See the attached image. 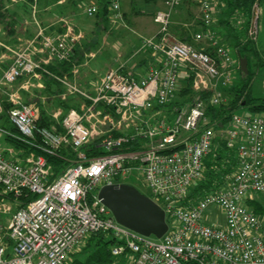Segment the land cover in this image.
<instances>
[{
	"label": "built area",
	"instance_id": "1",
	"mask_svg": "<svg viewBox=\"0 0 264 264\" xmlns=\"http://www.w3.org/2000/svg\"><path fill=\"white\" fill-rule=\"evenodd\" d=\"M182 2L163 0L164 8L153 14L157 31L139 36L141 48L152 53L142 74L120 65L107 70L89 89L77 82L78 65L69 75L46 68L69 60L82 38L70 23L55 33H46L38 24L23 47L8 48L13 56L0 75V95L10 105L9 121L24 142L48 154L70 149L71 155L66 159L69 165L50 179L51 165L44 155H24L12 145L0 147V193L16 198L27 190L36 195L18 208L0 198V213L9 215L7 226L0 225V264H63L85 237L97 231L122 241L111 252L129 251L123 264H264V213L248 205L260 200L264 206V113L229 114L231 125L224 126L221 138L236 150L237 167L217 188L198 198L191 195L203 176L204 158L220 121L207 114L199 93L210 91L213 105L225 102L221 88L231 82L238 65L208 28L215 7L209 0H196V20L183 25L198 21L201 28L191 38L207 43L212 54L171 34L173 12ZM108 9L110 22L122 20L119 0H109ZM97 11L94 4L85 9L88 16ZM181 72L192 74V89L198 94L184 106L169 107ZM43 74L58 81L61 91L56 96L61 100L77 99L66 112L57 107L51 113L62 132L37 129L35 110L14 88L24 78L19 88L29 90L32 80ZM5 136L14 134L0 126V137ZM93 149L99 153L93 154ZM134 172L142 173L150 197L165 212L168 228L159 238L117 223L98 198L101 186L128 183L124 179ZM211 205L222 210V226L208 219L205 212Z\"/></svg>",
	"mask_w": 264,
	"mask_h": 264
},
{
	"label": "trees",
	"instance_id": "2",
	"mask_svg": "<svg viewBox=\"0 0 264 264\" xmlns=\"http://www.w3.org/2000/svg\"><path fill=\"white\" fill-rule=\"evenodd\" d=\"M33 1L34 0H23L22 2H20L19 6H22L24 14L30 16V9L31 5L33 4ZM58 1L59 0H37V3L38 7L40 8L45 7L47 5L50 6L52 4L56 5ZM64 1H66V5L70 3L74 4L75 2V0ZM108 1L109 0H105L102 5L98 6V11L94 16L96 18L97 23H103V28H106L108 23L110 22V11L108 9ZM131 1L134 2V0ZM184 1L186 0H183V2ZM261 1L262 0H216L215 4V8H217L220 13L219 15L222 16V14H226L228 16V18L221 20L219 23L222 26L224 25V27H228L229 33L234 32V34L229 35L228 38H230L231 41L234 39V46L236 47L237 53L247 58V67L249 59L251 61L253 60L252 64H254L255 67L256 65L261 66L264 64L263 60V62H260V56L258 60V54L256 52L257 49L252 46L251 39H249L250 37L248 36V32L250 30L249 27L251 25L253 17L252 12H254V7L256 5H259ZM182 6L183 5H181L180 8ZM10 12L11 10L6 8L5 2H3V0H0V23H6L5 18L8 14H10ZM15 13L12 12V14L10 15L13 16ZM15 21L16 20L14 19L9 23L7 22L5 28H7L9 31L14 32ZM233 22H236L237 25L234 26ZM197 25H200L198 21L193 24L190 31L182 25L176 26L175 30L174 27H172L174 33L177 35L179 40L192 43L198 48L204 47L206 51L212 54V47H208L202 42L196 43L192 40L191 34L201 28L200 26V28L197 29ZM62 31L63 27L60 25L58 32ZM87 41H84L83 48L85 50H90L91 44H89V42ZM92 47L95 46L92 44ZM81 51L82 49L80 45L76 44L74 47V52L69 60L51 63L49 65H46V68L50 70V72L53 74L69 75L72 67L81 63ZM255 57L257 58V60L254 61ZM234 63L235 65L238 64V60L236 59ZM237 73L240 77V81L236 85H232L229 89L225 90V92L227 91V95L223 91L224 96L226 97V101L222 102L220 105L216 106L211 104L210 91H202L199 93L200 97L204 100L206 104L207 114L211 118L219 119L221 123L227 122L230 119L229 114L237 110L241 111L242 109H245L250 114L264 113V96H256L253 94L252 91L253 76H255L256 73L253 72L252 75H250L248 70L245 74L240 70L239 66L237 68ZM22 79L24 78H19L18 81ZM42 81L44 87L35 94L38 98H31V95L28 92H22L23 100L25 103L29 104L36 112L35 126L37 129L55 128L56 131L62 132L63 129L60 125L59 120H55L51 116V113L57 107H61L63 111L66 112L68 108L75 103L74 98L70 97L66 100H61L59 97H57L56 95L61 91V86L58 81L52 76L43 74ZM197 94L198 92L192 89V74H189L185 76L183 84L178 88L176 92V95H178L180 98H178V100H172L168 106H184L191 102V100ZM41 96H45L46 99L44 101H41ZM0 101L3 103V109L0 112V126L14 134L13 137L5 136L4 139H6L15 148L22 149L24 155L29 154L30 152L44 155L47 162L51 165L50 179L55 178L69 165V162L66 159L71 155L70 149L62 148L55 154H48L45 153L43 150L35 147L34 145L21 140L19 132L17 131L15 126H13L12 123L9 121L7 115V110L10 105L6 101H4L2 95H0ZM91 152L93 154L99 153V151H95L94 149ZM237 164L238 158L236 150L234 148H228L225 144V141H223V138H216L210 152L204 158L203 176L199 180L197 185H195L192 189L191 195L194 198H198L205 192L220 186L224 182V178L229 176V174H231L236 169ZM136 187L141 190L138 186ZM147 195L150 196V193ZM35 197L36 195L27 190H24L22 194L16 198L12 194L0 193V198H5L13 202L15 208L25 206L29 201L33 200ZM260 202V200H254L249 202L248 205L256 213H264V206ZM6 241L8 242L7 239ZM121 242V240L115 238L112 234L108 232H93L87 237H85L81 244H79L78 251L76 253L79 257L74 254L70 262H64L63 264H123L128 258L129 251L125 250L119 255H113L111 252L112 247L115 245H119Z\"/></svg>",
	"mask_w": 264,
	"mask_h": 264
},
{
	"label": "rangeland",
	"instance_id": "3",
	"mask_svg": "<svg viewBox=\"0 0 264 264\" xmlns=\"http://www.w3.org/2000/svg\"><path fill=\"white\" fill-rule=\"evenodd\" d=\"M21 0L20 2H22ZM212 4H216V0H209ZM6 4H13V3H20L18 0H3ZM105 0H75L74 4H67L66 7L63 5L60 7L53 6H45V7H38L37 0L33 1L30 9V16L23 13V10L20 11L22 25L26 29H30L32 31L37 30V25L40 26L50 24L54 19V16L67 18L68 21L73 20V28L76 31L82 33L84 38L89 41L91 44V50L96 51L97 55L93 58H85L86 64L82 66V70L78 65L80 71L77 76V82L80 86L89 89L91 84H87L81 81L80 76H84L86 72H88V78L91 80L102 76L109 68H114L117 66L119 60H123L128 55H131L137 50L140 52L137 56L132 59L134 62L143 55H149V51L147 49L141 48L139 36H151L153 35L157 29L158 25L153 21V14L160 8H163V0H119L120 5V12L123 14L122 20H118L115 23L109 22L106 28H103L102 22H96V18L94 16H88L85 12V9L88 5L94 4L97 6L102 5ZM183 5L181 8L180 6ZM6 6V5H5ZM10 9L11 5H9ZM35 6V10L33 8ZM180 6L173 12L172 15V24L170 26V32L172 35H177L173 31V27L175 30L176 26H183V19L185 16L186 18L190 17L189 19H185L186 21L196 20V8H198V4L196 0H186L180 4ZM46 8V9H45ZM51 8V9H50ZM53 11V12H52ZM252 17V22L250 25V30L248 32V36L250 37L252 42V46L255 47L258 54V60L260 56V62L264 61V0H262L259 5L254 7V12ZM219 11L217 8L214 7V21L209 25L208 28L213 29L216 33L217 40L228 50L232 60H238V53L236 47L234 46V39L231 41L229 35H233L234 32L229 33V28L224 27V25H220V21L223 19L228 18L226 14L219 15ZM125 16V17H124ZM24 18V19H23ZM183 18V19H181ZM223 22V21H222ZM196 23V21H194ZM58 24V23H56ZM60 25V24H59ZM233 25L236 26V22H233ZM173 26V27H172ZM193 26V25H192ZM192 26H185L189 31L191 30ZM200 26V25H197ZM172 27V28H171ZM250 31L253 33L250 35ZM257 31V33H256ZM50 33V32H46ZM255 36V37H254ZM33 37V36H32ZM178 38V37H177ZM31 39V38H30ZM29 40V39H27ZM26 40V41H27ZM84 40V39H83ZM24 42H17L16 46L23 47L26 43ZM92 44L95 47H92ZM15 46V47H16ZM14 48V47H11ZM85 52L87 50L84 49ZM88 53V52H87ZM5 56H9V60L12 58L13 54L8 50L7 53L4 54ZM4 58V57H3ZM256 58V57H255ZM254 61L257 60V58ZM7 57L5 58V60ZM263 60V61H262ZM253 61V60H252ZM252 61L249 59L248 61V70L250 75L253 72H256V67L252 64ZM259 62V61H258ZM257 64V63H256ZM257 66V65H256ZM145 65L138 66V69L141 71H145ZM185 74L180 73L177 79V87H180L185 78ZM95 81V80H94ZM240 81V78H239ZM33 82V80H32ZM33 86L27 91L32 97H36L35 88H38L36 82H33ZM15 85V84H14ZM15 89L18 87L14 86ZM252 91L253 94L256 96H264V64L260 67L259 71L255 76H253L252 81ZM226 93L227 95V91ZM38 94V93H37ZM23 98V96H21ZM38 98V97H36ZM73 98V97H72ZM180 98L178 95L175 96V100ZM77 99L74 98L76 102ZM235 112L238 113H247L250 114L247 110H237ZM215 132L216 138L220 139L223 136L224 126L229 127L231 123L229 121L225 123H221V121L217 122ZM11 144L4 139V137H0V147L6 148V146H10ZM124 181L138 186L143 192L149 194L150 190L145 185V181L143 179L141 172H134L130 174ZM9 203L13 202L9 201ZM13 207V206H12ZM206 215H208V219L212 223H216L219 226H222L224 223V216L222 210L217 205H211L206 209ZM7 214L0 213V225L4 227L7 226L8 223ZM206 219V218H205ZM150 238L156 239L153 235H150ZM82 242V241H81ZM80 242V244H81ZM78 251V247L68 256V259L65 263L71 261L74 254ZM76 256H78L76 254ZM79 257V256H78Z\"/></svg>",
	"mask_w": 264,
	"mask_h": 264
},
{
	"label": "water",
	"instance_id": "4",
	"mask_svg": "<svg viewBox=\"0 0 264 264\" xmlns=\"http://www.w3.org/2000/svg\"><path fill=\"white\" fill-rule=\"evenodd\" d=\"M238 65L247 73V58L238 53ZM98 198L115 221L143 236L161 237L168 228L165 212L150 196L130 183H113L100 187Z\"/></svg>",
	"mask_w": 264,
	"mask_h": 264
},
{
	"label": "crops",
	"instance_id": "5",
	"mask_svg": "<svg viewBox=\"0 0 264 264\" xmlns=\"http://www.w3.org/2000/svg\"><path fill=\"white\" fill-rule=\"evenodd\" d=\"M5 5H6V8L10 7L9 5H11V8L12 9L8 8V9L11 10L10 14H12V12H14V13L16 12V13L13 16L10 15V14H8L7 17L5 18L6 23H0V57H2V59H0V75H1V73L3 71V69L7 66V64L10 61L8 59L10 57L8 55L7 56L4 55L5 53L8 52V48L16 46V43L17 42H19V43L20 42L22 43L23 41L25 42L27 39L32 38V36H34L35 33H36L35 30L34 31H32L30 29L28 30L24 26H21L22 25V21H21L22 18L20 16V11L22 9V6H19L20 3H13V4H6L5 3ZM62 5L64 7H66L67 6L66 5V1L59 0L58 3L56 4V7H60ZM51 6L54 7L55 5L52 4ZM163 8H160L158 10H161ZM195 14L197 15V8H196V13ZM183 17H184V19L181 18V19H183V21H186L185 19H189L190 18V17L186 18L185 16H183ZM14 19L16 21L14 23V32H13V31H9L7 28H5V25L7 24V22L9 23L10 21H12ZM52 20L53 21L50 24H47V25H43L42 26L45 29V32H50V33L58 32L60 25L63 27V31H64V29H65V27H64L65 22L70 23L71 25H73V23H74V22H72L73 20L70 19V21H68L67 18H64L63 16H61V17L54 16V19H52ZM56 23H58V24H56ZM198 28H200V26H198L197 29ZM87 40L82 35V38L77 43L78 45H80V47L82 49V51H81V54L82 55L80 54L82 56V61H81V63L78 64L80 66V69L81 70L83 69L82 66L86 64V60H85L86 57L87 58H93V57H96V55H97L96 51H93L94 49L91 50L92 48L90 50H87L88 53L84 51L83 43H84V41H87ZM204 44H207V43H204ZM132 54L131 55H128L123 60H119L117 66L114 67V68H117L120 65H123L124 69L127 70V71H130V72H133V73L142 74L144 71L141 73V71L138 69V66H141V65L147 66V65H149V63L152 61V57H151L152 56L151 55L152 53L149 52V55L150 56L143 55V56H140L139 58H136L137 60L135 62L132 59H134L137 56L138 53L136 55H134V56H132ZM6 57H7V59L5 60ZM261 66H259V65L256 66V70H257L255 72L256 74L259 71V69H260ZM114 68H109V69H114ZM80 69H79V71H80ZM145 69H146V67H145ZM88 76H89L88 75V72H86V74H84V76H80L81 81L84 80V82L87 83L88 85L91 84V83H93V82H97L99 80V78L101 77V76H99V77L91 80L90 78H88ZM239 78L240 77H239L238 73L234 74V77L232 78V80L228 84V86H226L224 88H221V89L223 91H225L226 89H229L232 85H236L239 82ZM23 80L24 79H22L20 81H17L15 83V85H14V86L18 87V91H19V93H20L21 96H22V92H27L28 91V90H24V89H20L19 88V85H20V83ZM33 82H36L35 85L38 86V88H35V92H39L44 87L42 78L39 79V80H34ZM45 99H46L45 96H41V101H44Z\"/></svg>",
	"mask_w": 264,
	"mask_h": 264
}]
</instances>
